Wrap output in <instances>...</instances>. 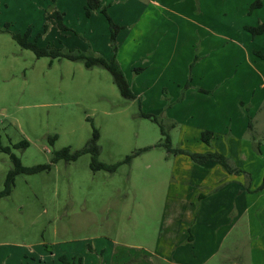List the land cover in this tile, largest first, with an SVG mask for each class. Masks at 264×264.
Wrapping results in <instances>:
<instances>
[{
    "label": "rangeland",
    "instance_id": "rangeland-1",
    "mask_svg": "<svg viewBox=\"0 0 264 264\" xmlns=\"http://www.w3.org/2000/svg\"><path fill=\"white\" fill-rule=\"evenodd\" d=\"M99 5L134 99L107 70L12 38L109 58L107 17L86 0H0V144L24 167L51 164L0 197V264H264V33L245 29L264 0ZM93 128L96 150L51 163L90 147ZM211 150L225 166L187 155ZM11 165L0 152V192Z\"/></svg>",
    "mask_w": 264,
    "mask_h": 264
},
{
    "label": "trees",
    "instance_id": "trees-1",
    "mask_svg": "<svg viewBox=\"0 0 264 264\" xmlns=\"http://www.w3.org/2000/svg\"><path fill=\"white\" fill-rule=\"evenodd\" d=\"M260 6L259 2L254 3L251 8H255ZM93 10H99L101 13H103L106 16V10L105 7H101L99 5V0H86V15L89 16L90 12ZM49 18H52L56 21L58 27L60 29H64L65 27L62 24V16L54 11L52 12L49 16ZM107 20L111 29V43H112V56L109 58H105L104 56H92V55H85L82 52L76 51L75 53L71 52H66V53H61L59 51H54L51 50L50 48H40L38 47L35 43H31L28 41L30 30L27 29V31L23 35L19 34H13L12 38L16 41V43L22 48V49H28L31 50L34 55L37 58L40 57H62V58H67L72 61H82L85 65V67L90 68L94 65H97L105 70H107L113 80V83L117 87L120 95L127 100L134 99L135 96L133 95L132 91L130 90L127 80L125 78V75L123 71L121 70L120 65L118 64L117 60L115 59V35L118 30V27H116L111 20L109 19L108 16ZM245 29L254 37L258 36L264 33V20L257 26L255 27H245ZM256 55L264 60V54L260 52H256ZM139 72V71H138ZM185 90L188 88V83L184 85L183 87ZM182 95L178 99V101L182 100ZM148 116V115H147ZM212 137L211 132H203L201 135V140L208 145L209 141ZM56 139V136H53L52 139H50V142L52 143ZM99 139V134L98 131L93 128L92 130V136H91V146L88 148L83 149L82 151H71L69 147L67 148H62L59 151H56L54 153L53 159L51 163H55L57 160L64 159L66 162L75 160L76 157L81 154L82 152H87L93 148V150H96V148L92 147ZM168 142V140L166 139ZM28 143L26 141L20 142L16 147L19 149H24L26 148ZM166 147H168L166 144H164ZM0 152H5L10 154V159H11V168L8 170L6 173L4 182H3V190L0 192V197H5L8 196L11 188L14 184V179L17 175L20 174H34L42 171H47L50 169L51 164L47 165H38L34 167H24L21 165L19 159L11 154L10 149L8 147H3L0 144ZM192 160L200 159L198 160L199 164H202L204 161H210V163H221L222 165L225 164V158L218 154V153H209L206 155H199V154H187ZM204 161H203V160ZM203 161V162H202ZM264 181V180H263ZM58 262L60 264H81V259H74L68 258L66 255H61L58 257Z\"/></svg>",
    "mask_w": 264,
    "mask_h": 264
},
{
    "label": "crops",
    "instance_id": "crops-1",
    "mask_svg": "<svg viewBox=\"0 0 264 264\" xmlns=\"http://www.w3.org/2000/svg\"><path fill=\"white\" fill-rule=\"evenodd\" d=\"M239 152L241 153L240 156H243V155H242L243 152H242V151H239ZM209 153H217V151H216V150H211ZM209 153H208V154H209ZM209 163H210V162H209ZM206 166H207V165H206ZM207 167H211V166H207ZM237 168H240V167L237 166ZM229 179H230V178H229ZM199 197H201V196H199ZM66 256H67V255H66ZM67 257H68V258H72V257H73L74 259H78V258H80V257L77 258V257H75V256H67ZM80 259H81V258H80ZM58 264H60V263L58 262ZM81 264H82V259H81Z\"/></svg>",
    "mask_w": 264,
    "mask_h": 264
}]
</instances>
